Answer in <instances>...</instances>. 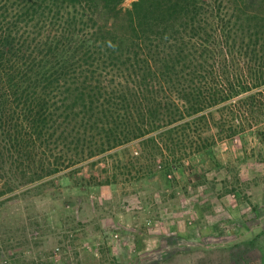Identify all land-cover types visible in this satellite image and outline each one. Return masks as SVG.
<instances>
[{"label":"trees","instance_id":"obj_1","mask_svg":"<svg viewBox=\"0 0 264 264\" xmlns=\"http://www.w3.org/2000/svg\"><path fill=\"white\" fill-rule=\"evenodd\" d=\"M123 1L0 0L1 217L82 164L75 188L108 187L130 142L170 173L263 114L264 0Z\"/></svg>","mask_w":264,"mask_h":264},{"label":"rangeland","instance_id":"obj_2","mask_svg":"<svg viewBox=\"0 0 264 264\" xmlns=\"http://www.w3.org/2000/svg\"><path fill=\"white\" fill-rule=\"evenodd\" d=\"M255 94L251 129L170 173L159 159L136 163L130 142L98 164L114 166L108 187H74L87 164L57 174L51 196L0 216V240L15 238L19 256L0 252V264H264V86Z\"/></svg>","mask_w":264,"mask_h":264}]
</instances>
